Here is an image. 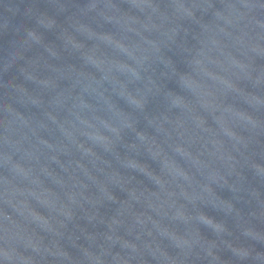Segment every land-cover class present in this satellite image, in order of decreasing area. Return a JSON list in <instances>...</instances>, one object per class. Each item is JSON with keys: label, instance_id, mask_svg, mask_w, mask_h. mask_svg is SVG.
Returning <instances> with one entry per match:
<instances>
[{"label": "water", "instance_id": "obj_1", "mask_svg": "<svg viewBox=\"0 0 264 264\" xmlns=\"http://www.w3.org/2000/svg\"><path fill=\"white\" fill-rule=\"evenodd\" d=\"M0 264H264V0H0Z\"/></svg>", "mask_w": 264, "mask_h": 264}]
</instances>
